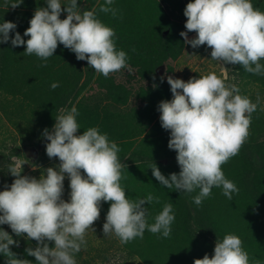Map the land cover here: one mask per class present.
<instances>
[{"label":"rangeland","instance_id":"rangeland-1","mask_svg":"<svg viewBox=\"0 0 264 264\" xmlns=\"http://www.w3.org/2000/svg\"><path fill=\"white\" fill-rule=\"evenodd\" d=\"M14 2L17 0H0V23L14 22L15 32L27 40L23 34L29 21L37 8L47 6L46 0H23L12 9L9 6ZM189 2L192 0H113L111 7L118 10L113 17L99 10L105 0H78L81 12L94 10L98 19L126 40L125 47H119V42L115 45L127 53L128 67L107 78L96 73L86 60H77L63 45L44 61L35 54L26 55V45L13 47L11 39L0 44V191L14 181L9 172L13 167L20 168L21 175L39 179L45 169L60 163L58 158L47 156L48 141L42 133L52 129L61 109L75 106L80 125L77 134L96 127L120 148L118 157L124 164L120 184L127 198L144 199L151 193L159 199V203L154 200L144 205L148 223L155 222L165 203L173 205L175 220L169 237L146 229L143 238L122 244L114 234L104 235L110 202H101L100 217L92 226L95 231H87L86 243L74 254L76 264H194L205 254L211 258L216 241L227 234L240 237L250 264L252 260L264 264V74L211 59L207 45L192 48L186 44L180 33L187 31L184 9ZM251 2L264 11V0ZM67 3L61 0L62 6ZM60 18H66V13ZM15 32H10V38ZM142 36L148 39L135 41ZM195 36V32H188L189 39ZM149 39H155L161 51L152 53V61L146 51ZM142 56L147 57L145 61ZM45 63L47 66H42ZM260 63L264 65V59ZM138 65L149 77L138 74ZM213 72L227 84L236 85L240 95L257 103V109L251 114L249 135L238 155L222 165L238 193L229 200L222 187H213L211 195L197 206L193 197L199 189L187 193L165 188L153 177L150 167L155 163L166 178L180 172L177 153L168 148L170 130L162 128L158 110L161 101L173 98L167 76L187 82ZM53 83L59 87L53 89ZM69 183L66 176L65 201L70 199ZM0 228L18 241V246H10L17 258L36 264L25 249L35 248L37 242L27 239L26 234L17 237L7 224ZM45 243L54 247V242ZM0 264H6L3 254Z\"/></svg>","mask_w":264,"mask_h":264},{"label":"clouds","instance_id":"clouds-1","mask_svg":"<svg viewBox=\"0 0 264 264\" xmlns=\"http://www.w3.org/2000/svg\"><path fill=\"white\" fill-rule=\"evenodd\" d=\"M22 3L17 0L9 7L15 9ZM46 3L34 11L23 34L27 40L15 32L14 22L0 23V44L11 39L13 47L26 45V55L35 54L44 61L63 45L105 78L128 67L127 53L116 49L115 31L98 19L94 10L81 12L78 0H68L66 6L61 0ZM112 4L113 0H105L99 10L116 17L118 10ZM62 12L66 13L64 19L60 18ZM184 16L187 31L180 36L186 44L192 48L207 45L211 59L264 74L260 63L264 59V11L255 8L251 0H192ZM10 32H15L14 37L10 38ZM188 32H195V38L189 39ZM167 83L173 98L161 101L158 110L162 128L170 130L168 148L177 153L180 172L166 178L154 163L150 167L153 177L178 192L199 189L193 197L197 206L211 195L213 187H222L223 195L231 200L239 189L225 177L222 165L238 155L245 143L257 103L240 95L236 85L227 84L214 72L187 82L167 76ZM77 115L75 106L61 109L52 129L42 133L48 141L47 156L59 159L56 167L45 169L39 179L21 175L22 170L13 167L9 172L14 181L0 191V225L7 224L17 237L26 234L27 239L37 242L35 248L25 249L36 264H76L74 254L86 243L87 231H95L92 226L100 217L101 202H110L103 233L114 234L122 244L143 238L146 229L167 238L175 220L173 205L165 203L155 222L148 223L144 205L154 200L159 203V199L151 193L144 199L127 198L120 184L124 168L118 157L120 148L96 127L77 134ZM66 176L70 181L68 201L62 198ZM45 241L54 242V247ZM242 244L240 237L227 234L216 241L211 258L205 254L194 264H250ZM14 245L18 246V241L0 228V254L6 257V264H32L17 258L10 248ZM251 264L261 261L252 260Z\"/></svg>","mask_w":264,"mask_h":264},{"label":"trees","instance_id":"trees-1","mask_svg":"<svg viewBox=\"0 0 264 264\" xmlns=\"http://www.w3.org/2000/svg\"><path fill=\"white\" fill-rule=\"evenodd\" d=\"M121 27H120V25L118 26L117 25V28L116 29H120ZM120 34H122V33H120ZM114 39V41H115V43H118L119 42V44H118V46L120 47H125L126 46V40H125V38L124 37H121V35H119V34H116L115 35V37L113 38ZM141 39H143V40H147L148 38H144L143 36L139 39V38H136L135 39V41H139V40H141ZM149 45H150V48L148 49V50H146L147 51V56H148V60H150V61H152V59L150 58V56L152 55V53L153 52H161L160 50H158V48H157V44H156V40L155 39H149ZM128 49H132V48H128ZM139 52H140V50H139ZM144 52H145V50H144ZM141 53V52H140ZM147 57L146 56H144V58H143V56H142V58L141 59H144V61H145V59H146ZM130 61H133V60H131L130 59ZM134 65V64H133ZM138 67H140L139 68V72H138V74L140 75V76H142V77H144L143 76V74L147 77L148 75H146L145 74V72H144V69L141 67V65H138ZM149 77V76H148Z\"/></svg>","mask_w":264,"mask_h":264}]
</instances>
